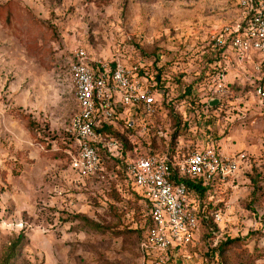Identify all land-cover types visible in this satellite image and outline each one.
I'll return each mask as SVG.
<instances>
[{
	"label": "rangeland",
	"instance_id": "rangeland-1",
	"mask_svg": "<svg viewBox=\"0 0 264 264\" xmlns=\"http://www.w3.org/2000/svg\"><path fill=\"white\" fill-rule=\"evenodd\" d=\"M244 17L230 0H0V264L14 250L8 264H151L140 246L148 210L124 166L81 180L56 153L79 112L68 62L81 48L148 74L163 66L172 112H160L130 158L148 153V142L181 159L211 147L246 155L210 197L222 204L215 241L234 243L211 261L201 227L164 264H264V54L221 64L226 93L204 105L217 74L213 40Z\"/></svg>",
	"mask_w": 264,
	"mask_h": 264
},
{
	"label": "built area",
	"instance_id": "built-area-1",
	"mask_svg": "<svg viewBox=\"0 0 264 264\" xmlns=\"http://www.w3.org/2000/svg\"><path fill=\"white\" fill-rule=\"evenodd\" d=\"M245 14L244 20L223 28L213 40L214 46L225 48L224 65L246 63L253 54H264V0H230ZM143 66L127 58H115L106 64L96 61L84 48L76 49L69 62L68 73L75 91L79 112L73 118L68 137L73 141L68 150L71 171L81 180L104 173V159L124 166L129 181L141 191L148 210L149 222L141 250L147 262L164 264L171 260L172 250L192 244L197 239L201 222L200 205L183 179H200L204 184L235 177L246 163V155L227 158L214 147L170 158L168 154L130 158L123 145L111 134L102 132L112 127L121 133L130 131L133 141L146 140L162 109L161 97L153 90L154 76L142 75ZM215 79L211 98L219 99L227 88L226 73ZM210 102V101H209ZM210 107V106H209ZM141 144L135 153L142 150ZM153 152L154 154H149ZM214 222L223 220L219 210Z\"/></svg>",
	"mask_w": 264,
	"mask_h": 264
},
{
	"label": "trees",
	"instance_id": "trees-1",
	"mask_svg": "<svg viewBox=\"0 0 264 264\" xmlns=\"http://www.w3.org/2000/svg\"><path fill=\"white\" fill-rule=\"evenodd\" d=\"M212 64L213 69L215 71L214 74H218L221 71V64H224L223 58H222V53L224 52L225 48H219V47H215L214 43L212 44ZM130 60V59H129ZM158 61V59H156ZM158 63V62H157ZM154 64V63H153ZM153 72L151 74H148L146 72H143V68H142V75L146 76L148 79L149 77L151 78V76H154L155 80H156V85L153 87V90H155L161 97V105H162V109H160L159 111H164V110H168V113L170 114V111L172 112V100L170 98V92L169 90L171 89L170 86H167L165 84L166 80L163 79V66H157V64L154 65L153 67ZM216 74V75H217ZM191 87L189 86L188 88H186L183 91L182 94V98L187 99L188 101V109L192 108V105H194V100L191 98ZM209 101L210 98L207 99L206 102H204L205 107L209 110ZM158 118V117H157ZM156 118L155 120V126L158 124V119ZM181 123V121H180ZM187 125V124H185ZM154 127V126H153ZM104 133L107 134H111L114 138H116L124 147V154L129 153V154H133V152H135V148H138L139 144L136 143V141H133L132 139V133L130 131H125L124 133L119 132L118 130L112 128V127H108V128H103L101 130ZM150 135V134H149ZM177 134L174 135V137H176ZM155 136H153L154 138ZM66 146H63V149H60L59 151H56L57 154H60L61 156H65V158L67 159V161H70V158L68 156V150L72 149L73 147V141L69 138V140L65 143ZM150 147L153 149V151L156 150V148H154L155 146L152 144V142H150ZM139 151V150H138ZM157 151V150H156ZM56 154V155H57ZM149 154H154L153 152H150ZM168 156L170 158L173 157H181V153L180 154H176V152L174 150L168 151L167 152ZM183 157V156H182ZM104 162H103V166L104 168H107L106 165L108 164H113V162L115 161H110L107 160L105 158ZM117 164H119L118 162H116ZM115 164V163H114ZM219 180H215L213 182L204 184L203 180L200 179H191V178H185L183 179V183L185 184V186L188 188L191 196L197 200V202L200 203V205H198L197 208V216L199 218V221L201 222V227H203L206 231L205 234V241H206V247H207V252L205 253V256L213 261L216 258H220L221 256H223L224 252L226 251V249L229 247L230 244L234 243V240L227 238L225 241H219L216 242V234L218 233V228H217V224L214 222V216L213 214L217 211L220 210V207L222 204H215L214 201H212L210 199V197L213 195L214 192V188L216 186V183ZM255 185V184H254ZM254 192L253 195H255V193L258 191L259 187L257 185L254 186ZM257 188V189H256ZM140 200H142V202L144 203V205L146 206L143 197L140 195ZM149 222V217L147 218L144 228H143V234L142 237L144 238V235L146 233L147 230V225ZM15 258V250L12 251L11 254H9V256H7L4 261L3 264H8L10 262L11 259ZM171 262V260H170Z\"/></svg>",
	"mask_w": 264,
	"mask_h": 264
},
{
	"label": "water",
	"instance_id": "water-1",
	"mask_svg": "<svg viewBox=\"0 0 264 264\" xmlns=\"http://www.w3.org/2000/svg\"><path fill=\"white\" fill-rule=\"evenodd\" d=\"M219 103H220V100H219V99H212V100H210V102H209V106H210L211 108H213V107L218 106Z\"/></svg>",
	"mask_w": 264,
	"mask_h": 264
},
{
	"label": "crops",
	"instance_id": "crops-1",
	"mask_svg": "<svg viewBox=\"0 0 264 264\" xmlns=\"http://www.w3.org/2000/svg\"><path fill=\"white\" fill-rule=\"evenodd\" d=\"M148 152H149V150H147ZM154 153H156V150L155 151H153ZM162 155H164V153L162 154Z\"/></svg>",
	"mask_w": 264,
	"mask_h": 264
}]
</instances>
